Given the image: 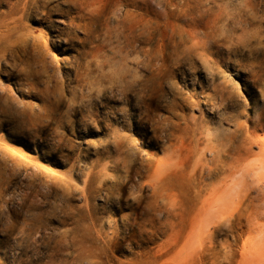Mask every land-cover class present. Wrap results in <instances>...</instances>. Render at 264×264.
<instances>
[{"label": "rangeland", "instance_id": "rangeland-1", "mask_svg": "<svg viewBox=\"0 0 264 264\" xmlns=\"http://www.w3.org/2000/svg\"><path fill=\"white\" fill-rule=\"evenodd\" d=\"M0 264H264V0H0Z\"/></svg>", "mask_w": 264, "mask_h": 264}]
</instances>
